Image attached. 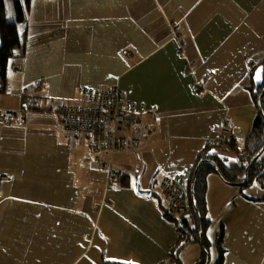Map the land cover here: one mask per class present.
I'll return each instance as SVG.
<instances>
[{
	"label": "crops",
	"instance_id": "crops-1",
	"mask_svg": "<svg viewBox=\"0 0 264 264\" xmlns=\"http://www.w3.org/2000/svg\"><path fill=\"white\" fill-rule=\"evenodd\" d=\"M22 28L25 55L0 92V107L27 108L23 123L1 124L0 174L10 178L0 264L168 261L182 239L170 216L183 213L167 209L159 182L190 178L221 136L245 145L257 115L251 86L263 81L264 0H31ZM112 85L147 106L134 116L138 152L97 153L55 113L60 99L79 104L85 87ZM106 162L125 175L108 178ZM258 183L246 192L208 174V215L222 234L207 264H264Z\"/></svg>",
	"mask_w": 264,
	"mask_h": 264
},
{
	"label": "trees",
	"instance_id": "trees-1",
	"mask_svg": "<svg viewBox=\"0 0 264 264\" xmlns=\"http://www.w3.org/2000/svg\"><path fill=\"white\" fill-rule=\"evenodd\" d=\"M31 0H0V92L6 90L7 76L15 67V58L25 55V32L22 25L27 21ZM264 69V60L261 62ZM257 107L255 120L247 132L243 148L234 138L221 136L208 142L199 152L197 164L190 174V208L180 217L170 216L182 233L180 244L161 264H184L180 251L192 242L200 243L202 258L198 264H207L210 259L205 232L210 225L207 206V176L217 172L226 182L246 186L255 180L264 185V79L251 86ZM222 151H233L238 165H231L221 156ZM222 234V232L220 233ZM221 242V235L219 240ZM221 255L219 256L220 260Z\"/></svg>",
	"mask_w": 264,
	"mask_h": 264
},
{
	"label": "built area",
	"instance_id": "built-area-1",
	"mask_svg": "<svg viewBox=\"0 0 264 264\" xmlns=\"http://www.w3.org/2000/svg\"><path fill=\"white\" fill-rule=\"evenodd\" d=\"M147 111L144 103L131 99L118 85L110 87H85L83 102L68 103L58 101L55 113L67 133L87 138L92 150L97 153L138 152L142 148L141 130L137 125L136 114ZM27 108L0 107V137L2 123L20 124L25 121ZM228 131L227 127H224ZM107 169L108 178H121L125 170L117 169L112 162L102 163ZM10 176L0 174V194ZM165 199V206L171 212L185 213L190 208L191 197L186 173L167 174L159 182Z\"/></svg>",
	"mask_w": 264,
	"mask_h": 264
},
{
	"label": "rangeland",
	"instance_id": "rangeland-1",
	"mask_svg": "<svg viewBox=\"0 0 264 264\" xmlns=\"http://www.w3.org/2000/svg\"><path fill=\"white\" fill-rule=\"evenodd\" d=\"M61 119V117H60ZM62 120V119H61ZM64 126V125H63ZM66 131V130H65ZM69 134V133H68ZM142 134V132H141ZM73 136H79V137H82L80 135H73ZM244 142H241L240 144V148H243L244 147ZM221 156L223 158H226V162L228 164H231V165H238L240 164V162L237 160V155L235 152L233 151H222L221 153ZM259 181H254L252 184L244 187L245 191L246 192H250L253 190V188H255V186H259L258 183ZM188 183H189V191H190V178H188ZM210 190V188L208 187V191ZM208 195V193H207ZM208 197V196H207ZM210 217V215H209ZM211 218V217H210ZM216 227V226H215ZM220 229H215L212 224L210 223L209 227L207 228L206 232H205V236H206V239L208 241V250L210 252V260L212 259V262L216 263L218 260V255L216 256L217 252L220 251V245H221V242L218 241L219 240V237H220ZM182 259L183 260H186L185 264H192V261H194L195 259L198 258V260L200 261L202 256V247L200 245V243L198 242H195V243H189L187 244L185 247H183V250H182ZM197 260V261H198ZM196 261V262H197ZM213 263H210V264H213ZM195 264V263H193Z\"/></svg>",
	"mask_w": 264,
	"mask_h": 264
},
{
	"label": "snow or ice",
	"instance_id": "snow-or-ice-1",
	"mask_svg": "<svg viewBox=\"0 0 264 264\" xmlns=\"http://www.w3.org/2000/svg\"><path fill=\"white\" fill-rule=\"evenodd\" d=\"M261 72H264V69L258 70L256 73V79L261 80L264 79V77L261 76ZM124 264H135V262H124Z\"/></svg>",
	"mask_w": 264,
	"mask_h": 264
},
{
	"label": "water",
	"instance_id": "water-1",
	"mask_svg": "<svg viewBox=\"0 0 264 264\" xmlns=\"http://www.w3.org/2000/svg\"><path fill=\"white\" fill-rule=\"evenodd\" d=\"M138 191L145 195H151L152 191L150 189H142L140 183H138Z\"/></svg>",
	"mask_w": 264,
	"mask_h": 264
}]
</instances>
